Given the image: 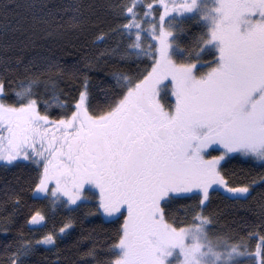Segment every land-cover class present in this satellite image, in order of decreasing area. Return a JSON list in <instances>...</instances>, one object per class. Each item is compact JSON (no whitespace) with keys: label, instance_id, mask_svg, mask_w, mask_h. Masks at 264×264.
Listing matches in <instances>:
<instances>
[{"label":"snow or ice","instance_id":"snow-or-ice-1","mask_svg":"<svg viewBox=\"0 0 264 264\" xmlns=\"http://www.w3.org/2000/svg\"><path fill=\"white\" fill-rule=\"evenodd\" d=\"M12 6L19 5L0 3V14L6 18ZM105 6L118 23L82 46L71 66L54 56L9 55L14 45L6 37L23 31L35 45L99 26L84 0H31L28 27L0 28V162L36 165L34 190L51 198L53 209L91 204V212L122 218L96 264H203L208 255L212 264H264V203L246 236L213 232L216 217L208 210L212 191L251 194L255 181L226 171L228 160L264 162V0ZM185 14L199 28L187 43L179 39L188 31ZM110 63L107 81L94 83L92 74ZM67 81L76 83L61 87ZM162 92L172 102L162 103ZM186 195L195 202L178 220L168 205ZM21 200L5 190L0 204L18 207ZM48 220L37 209L25 223L31 231ZM13 224L11 215L0 217V231ZM73 224L69 218L35 241L21 231L0 251V264H26L39 245L57 247ZM80 255L99 252L93 244Z\"/></svg>","mask_w":264,"mask_h":264},{"label":"trees","instance_id":"trees-1","mask_svg":"<svg viewBox=\"0 0 264 264\" xmlns=\"http://www.w3.org/2000/svg\"><path fill=\"white\" fill-rule=\"evenodd\" d=\"M31 0H0V3H9L12 6L5 18L0 14V28L4 26L14 27L21 25L26 28L30 23V12L27 5ZM51 5H59L64 0H47ZM85 4L92 5V19L98 21L99 26L87 27L85 31H66L60 38L36 39L35 45L25 40L23 31L9 32L6 39L14 45L9 55H23L25 60L32 58H41L54 56L60 58L66 65L71 66L79 60L82 55V46L86 43L89 46L93 37L103 28L115 26L118 21L113 12L105 5L107 0H84ZM187 26V33H180L179 39L182 42H189L192 34L198 32V25L193 21L183 19ZM119 37H111L107 43L114 44ZM21 41L28 46L23 48ZM103 47V44H101ZM114 67L108 64L100 72L93 73L94 83L99 84L102 77L107 81V73ZM75 81H67L61 87L72 86ZM103 87V85L101 86ZM162 103L172 102L170 93L162 92ZM55 114V110L53 112ZM214 154V153H213ZM224 168L235 177L243 178L247 176L255 183L252 186L251 194L233 198L230 193L222 188L218 191H212L208 210L216 217L212 227L213 232H230L239 236H246L253 231V226L258 225L261 218L260 205L264 203V183L260 178L264 176V162H256L249 158L241 156L228 160ZM37 175L36 166L29 162H22L12 165L0 164V201L4 200L5 190L9 192H18L21 195V203L18 207L13 206V202L7 205L0 204V217L11 215L14 224L7 233L0 231V251L6 244H13L18 235L23 232L33 241L39 239L40 235L52 229L62 226V222L72 218L74 224L72 228L64 234L57 243V247L38 246L35 254L26 258V264H96L97 259L105 258L103 251V241L115 233V230L122 222L116 217H104L100 213L91 212V204H85L78 210L57 207L54 211L48 208L47 200L39 192L35 191L32 181ZM190 195V194H188ZM195 200L188 199L187 195L183 198H177L168 205L169 214L178 220L185 217L187 206L194 203ZM40 209L47 213L49 220L46 228L39 226H26L28 215ZM77 241L79 244L77 245ZM95 244L99 255L96 258L83 257L80 253L86 251ZM250 251H255V242H252ZM241 264H250L246 258L241 260Z\"/></svg>","mask_w":264,"mask_h":264},{"label":"rangeland","instance_id":"rangeland-1","mask_svg":"<svg viewBox=\"0 0 264 264\" xmlns=\"http://www.w3.org/2000/svg\"><path fill=\"white\" fill-rule=\"evenodd\" d=\"M179 18V17H178ZM183 19H187L189 22L190 21H192L191 19H190V15L189 14H185V16L183 17ZM194 23V22H193ZM215 154V153H214ZM242 158H246L247 159V157H243V156H241ZM253 160V159H252ZM254 161H256V160H254ZM22 162H28V161H23L22 160ZM256 162H260V161H256ZM30 163V162H29ZM0 164H2V165H4L2 162H0ZM36 166V165H35ZM39 194L42 196V197H44L46 200H47V203H48V208H50V211H54V209L55 208H57V207H59V206H61V207H64V208H67V209H71L73 206H69V207H65V206H63V205H61V204H58L54 209H53V205H52V202H51V198H46V194H44V193H40L39 192ZM101 214V213H100ZM101 216H104L103 214H101ZM104 217H108V216H104ZM64 235V234H63ZM63 235H61V237L63 236ZM38 240V239H37ZM39 246H41V247H51L50 245L49 246H45V245H39ZM176 258H174V260H175ZM213 259H214V257L213 256H211V255H208V256H205V257H203L202 258V261H203V264H212V261H213Z\"/></svg>","mask_w":264,"mask_h":264}]
</instances>
